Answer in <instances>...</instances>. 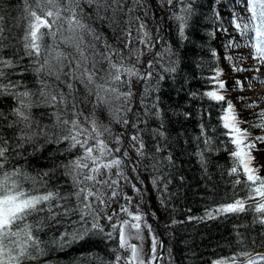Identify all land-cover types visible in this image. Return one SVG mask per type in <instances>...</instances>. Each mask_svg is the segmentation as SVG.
Wrapping results in <instances>:
<instances>
[{
    "label": "trees",
    "instance_id": "16d2710c",
    "mask_svg": "<svg viewBox=\"0 0 264 264\" xmlns=\"http://www.w3.org/2000/svg\"><path fill=\"white\" fill-rule=\"evenodd\" d=\"M108 2L111 4V0ZM121 4L122 7L111 4L107 10L101 8L100 16L103 19H98L95 5L89 7L86 3L81 4L86 17H91L87 22L101 35V40L97 41L93 36L85 34V44H95L98 52H102L106 41L120 51L129 66L134 65L141 75L151 73V77L142 80L137 76H123L122 80L127 83L116 86L121 92L130 91V98L127 103L123 98L112 99L107 105L96 104L95 96L79 80L62 76L65 83L57 84L53 79V83L65 94L72 91L77 97L75 111L81 113L80 122L84 123L85 117L95 118L98 123L110 129L102 137L109 146L113 149L119 147L121 150L124 146L123 153H127L121 168H113L110 175L117 180L120 176L126 178L127 172L134 188L124 191L125 185L117 180L118 184L114 186L115 197H111V190L105 188L109 193L110 204L106 209L107 213L110 215L113 211L119 212L125 194H130L133 200L138 194L144 222L151 227V232L145 227L144 234L147 237V233L155 236L162 244V248L157 247L156 253L158 256L163 251L159 264H209L212 261L226 260L242 251H249L253 255L264 254V225L253 223V217L257 215L253 211L206 218V210L231 202L234 196L244 198L247 195L246 190H241L244 189L246 180L242 169H238L241 183L235 185V191L232 181L237 176L228 174L232 166L230 150L234 146L223 135L226 130L219 117L221 109L226 108V102H231V99L226 94L227 87L225 92L214 83V79L219 78L225 81L223 63L227 70L236 72L234 65L228 64L226 60L232 57L241 40V36L233 29L231 20L238 8L246 11L247 0H172L171 4L168 0H121ZM186 8H190V15L187 16V26L181 36L176 17L184 15L183 10ZM26 15L24 0H0V16L3 17L5 35L9 38L5 44L12 45L5 48L6 57L18 58L13 53L22 49L21 38L27 23L24 19ZM249 16L250 13L248 18ZM141 25L144 26L143 29ZM129 29L130 36L126 35ZM145 31L148 33L150 47L140 43ZM64 35L69 33L65 32ZM61 48L70 57L79 59L75 48L63 44ZM86 51L89 61H96V67L93 69L91 62L86 66L95 71L97 83H105L107 75L104 69L108 67L107 62L101 61L98 54L93 57L91 49ZM250 53L252 55L254 51L251 50ZM137 55L139 61L136 60ZM112 59L116 61L118 57L113 56ZM149 62L151 67H148ZM28 64L29 60L25 57L16 71H22ZM171 66H175V72L165 71ZM69 71V68H65V72ZM79 71L82 69L77 70ZM12 79L22 80L29 89L39 87L37 77L31 71L24 72L23 76H12ZM66 83H72L73 90H69ZM89 87L94 89L95 86ZM210 90H218L225 96V101L209 100L204 93ZM101 94L109 97L112 95ZM239 97L243 99L240 106L248 114L251 103L242 94ZM71 99L69 96L70 101ZM14 105L12 97H0V112L7 117L0 119V134L10 144L16 143L13 137L17 129L8 127L13 119L10 110ZM63 107L60 106L61 109ZM234 108L238 118L243 121L241 129L247 130L251 138L264 136V130L256 126L258 123L255 124L251 110L250 115L246 116L249 119H244V111L241 112L235 106ZM116 109H120L118 114L121 122H117L115 118ZM32 111L42 125L51 126L56 122L51 114L59 109L38 107ZM71 111L72 104L69 103L67 111H61L60 114L71 119ZM122 120H127V124ZM201 125L212 138L214 149L205 152L206 167L201 165L200 158L196 155L198 145L200 148L204 147L203 137L197 140L201 136ZM159 131L165 133L164 137L158 135ZM133 136L139 137V141L143 142L142 155L139 141L132 140ZM116 137L120 139L119 145L115 143ZM37 143L38 148L25 144L20 149V156L10 151L6 167H19L31 175L48 171L49 177L46 179L50 188L59 189L62 194L74 191L71 176L66 174L63 165L74 160L82 150L78 146L69 150L68 141L46 143L43 137ZM158 147L160 151H157ZM118 153L115 152L114 156L118 157ZM252 156V166L258 168V175L264 177V143L255 141ZM117 170H123V175L118 176L115 173ZM30 186V183L25 184V188ZM132 191L134 195L131 194ZM71 203H75L74 198ZM255 203L256 200H246L247 205ZM40 215L45 216L46 213ZM120 215L121 218H126L123 213ZM78 219V216L66 218L61 224L45 221L51 226H46L38 233L43 251L34 260H25L24 264H114L117 253L121 256L130 254L119 248L118 234H114L116 239H109L102 233H90L82 240L70 242L68 237H64L61 246V236L65 231L71 233L75 228H83V225L72 223ZM30 220H34V217ZM100 224L104 225L105 232L111 231L105 219L101 218ZM244 259L246 258L239 257L238 262ZM120 264H123V260Z\"/></svg>",
    "mask_w": 264,
    "mask_h": 264
},
{
    "label": "snow or ice",
    "instance_id": "6c2138e0",
    "mask_svg": "<svg viewBox=\"0 0 264 264\" xmlns=\"http://www.w3.org/2000/svg\"><path fill=\"white\" fill-rule=\"evenodd\" d=\"M183 2V0H181ZM82 3L89 7L95 5L98 19L100 9L107 10L111 4L122 7L121 0H24V11L27 14L24 19L26 26L21 38L22 49L13 53L17 59L6 57L4 50L12 47L5 44L8 36L5 35L3 26V17L0 16V97L10 96L13 98L15 105L10 110L13 119L9 122L8 127L16 128L14 134L15 144H10L9 140L0 134V264H24L25 260H34L43 251L41 240L38 233L46 226L45 221L61 224L66 218L78 216V220H73V224L83 225V228H75L71 233L65 231L61 236V246L64 243V237H68V242L82 240L90 233H102L109 239H116L118 234L119 248L128 251V256H121L117 253L114 264H155V261L161 259L157 256V247L162 248L155 236L152 237L151 252L152 255L147 262L142 256V249L136 245L130 244L131 239L143 240L142 224L151 232V227L143 221V214L139 211L132 212L128 207L121 205L119 212L113 211L110 215L106 209L110 207L109 193L105 188L111 190V197H115L114 186L118 181L111 178L113 168L120 169L123 165V156L127 153H121V157L114 156L115 152H121L119 147L113 149L102 138L104 132L110 129L98 123L95 118L85 117L84 123H81L79 116L81 113L75 111L77 108V97L72 91L65 94L53 83V79L58 83H65L62 76H69L71 80H79L88 88L89 93L95 96L96 104L107 105L112 99H124L127 103L131 92H121L116 86L127 83L122 77L127 75L137 76L140 79H148L151 73L141 75L134 65L129 66L126 60L121 56L118 49L113 48L106 41L104 51L98 52L95 44H85V34L93 36L97 41L101 40V35L87 22L90 15L86 17ZM171 4L172 0H168ZM184 15H179L176 19L179 21L180 35H184V29L187 26V16L190 15V8L183 10ZM246 11L250 13L249 18L241 23H235V27L245 38V44L254 49V58L259 63L264 64V0H247ZM144 26L141 25V29ZM67 32L69 35L65 36ZM250 33L254 35H249ZM126 35H131L129 29ZM131 41H129L130 43ZM140 43L145 47H150L148 33L145 31ZM61 44L66 47L75 48L79 59L70 57ZM127 46V45H126ZM86 49H91V54L100 55L101 61H106L107 69H104L107 75L105 83L95 81V71L89 70L86 66L88 62L92 63L95 69L96 61H89V54ZM22 52V54H19ZM113 56L118 57L114 61ZM27 57L29 64L23 67L22 71H16L21 67V61ZM139 61V55L136 56ZM67 62V63H66ZM74 65V66H73ZM149 62L148 67H151ZM69 68V72H65ZM82 71L77 72V70ZM244 71V69H235ZM257 71L259 69H256ZM31 71L37 77L38 88L29 89L23 84L22 80H13L12 76H23L24 72ZM168 72H175V66L165 69ZM219 72L217 76H219ZM218 89L225 88L224 82L214 79ZM239 85V82H237ZM94 85V89L89 87ZM69 90H73L72 83H66ZM242 87V86H241ZM101 93H111V97ZM204 95L212 101L223 102L225 96L218 90H210ZM69 96L72 97L71 101ZM72 104L71 119L62 117L61 111H67V105ZM226 108L221 109L219 119L222 127L226 131L223 135L228 137V143L234 148L230 150L232 166L228 170L230 176L236 175L237 179L232 181L235 191V185H239L241 180L238 169H242L246 177L244 189L247 192L246 197H235L231 202L221 204L215 208L206 210V218L214 219L221 215L240 214L251 210L257 215L253 217V223L264 225V177L258 175V168L252 166L254 157L252 151L255 149V141L264 143V136L251 138L247 130L241 129L243 123L238 118L233 104L226 102ZM60 106H64L63 109ZM255 105H249L254 107ZM48 107L59 109L51 115L55 117V123L51 126L42 125L33 113V108ZM95 107V105H94ZM155 107V105H153ZM120 109H116V120L121 122L119 116ZM159 115V111H157ZM260 116L264 117V111ZM0 119H7L3 112H0ZM127 124V120H122ZM87 125V126H86ZM264 128V122L256 125ZM163 124H161V129ZM51 129H59L52 131ZM158 135L164 137L165 133L159 131ZM43 137L46 143L69 142V150L77 148L82 150L74 160L67 165H63L66 174L71 176L74 191L68 194H62L59 189L53 190L48 186L49 172H38L31 175L19 167L8 168V153L15 152L17 156L22 155L20 149L25 144H31L38 148V140ZM55 137V140H53ZM203 137V148L198 145L196 155L200 158L203 167L207 166L205 156L206 151H213L212 138L207 135L203 125H201V136ZM134 141H139V137L133 136ZM115 143L120 144L119 137L115 138ZM140 154L144 147L143 142L139 141ZM161 149L158 147L157 151ZM171 162V157H168ZM117 175H123L121 171ZM103 177V178H101ZM30 183L29 188L25 184ZM156 181H153L155 184ZM45 189L41 191V189ZM137 191H139L137 189ZM74 198L75 203H71ZM127 199V197L125 198ZM253 199L256 203L247 205L246 200ZM40 213H46L41 216ZM121 213L125 217L121 218ZM34 220H30L33 218ZM101 218L108 222L111 231L105 232L104 225L100 224ZM114 218L115 222H114ZM131 230H135L134 234ZM239 257H245L243 261L238 262ZM213 264H264V254L257 253L253 255L249 251H242L236 255L222 261H214Z\"/></svg>",
    "mask_w": 264,
    "mask_h": 264
},
{
    "label": "rangeland",
    "instance_id": "374dc122",
    "mask_svg": "<svg viewBox=\"0 0 264 264\" xmlns=\"http://www.w3.org/2000/svg\"><path fill=\"white\" fill-rule=\"evenodd\" d=\"M234 17L232 18L231 21H233V29L236 31L237 34L241 36V40L239 41L238 45L243 47V50H241L240 46H237V49L233 52L232 57H228L226 60L228 64H233L235 69H244V71H237L236 72H230L227 70L226 64L223 63V69L222 72L224 73L223 78H225V81L223 79L219 78V81L224 82L225 87H227V92L230 96L231 102L233 106H235L238 109H241V112L244 111L245 116L244 119H249L248 117L246 118L247 115H250V110L251 114L253 113V118L256 123H261L264 122V117L260 116L259 114L264 111V64H261L254 58V54L251 55L250 51H254V49L245 44V38L241 35V32L235 27V23H241L242 21H246L248 19V13L245 11L243 8H238L237 11L233 13ZM250 36L252 34H249ZM243 53V54H241ZM246 67V68H243ZM256 69H259L258 71ZM239 82V85L238 83ZM242 86V87H241ZM242 94V96H245L247 101L249 103H253L255 105L254 107H251L249 109L248 114L247 110L243 109L244 107L240 106V101H243L239 96ZM260 130H264V128H260ZM259 130V131H260ZM123 153V152H122ZM118 157H121L120 152L118 153ZM123 161L125 157L123 156ZM118 171H123V170H117L115 173L117 174ZM119 176V175H118ZM117 176V177H118ZM119 182H123L125 186H123V190L129 191L132 190L134 187L130 183V179L127 176L124 178V176H120L119 179H117ZM134 192L132 191L131 194ZM134 195V194H133ZM127 197V199H125ZM123 205L128 207L130 211L136 212L137 211V206L139 208V211L143 214L142 209L140 208V198L138 194L135 196L134 200L131 197L130 194H125L123 198ZM126 202V203H125ZM204 217V216H200ZM130 219V217H126ZM143 221H144V216H143ZM145 227L142 226V235H143V240L140 239H131L129 241L130 244L136 245L138 248L142 249V256L147 262L149 258L152 255L151 252V245H152V240H151V235L147 233L148 237L144 234ZM134 234L135 230H131ZM156 264V262H155ZM213 264V263H212Z\"/></svg>",
    "mask_w": 264,
    "mask_h": 264
}]
</instances>
